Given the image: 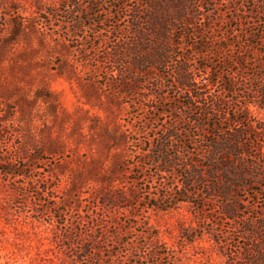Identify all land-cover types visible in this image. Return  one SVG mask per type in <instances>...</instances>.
<instances>
[{
  "label": "rangeland",
  "instance_id": "obj_1",
  "mask_svg": "<svg viewBox=\"0 0 264 264\" xmlns=\"http://www.w3.org/2000/svg\"><path fill=\"white\" fill-rule=\"evenodd\" d=\"M156 2L0 0V160L22 169L0 171V264H223L206 230L220 221L214 179L190 185L188 201L176 192L190 157L207 169L211 142L238 126L264 162V57L242 35L256 26L234 20L249 21L257 1L201 0L204 23L177 29L176 57L136 67L137 49L159 56L165 25L179 20L177 0ZM137 6L148 10L139 30ZM180 63L202 81L190 91L198 101L179 87ZM204 64L216 65L209 77ZM155 193L174 198L152 207ZM243 198L264 209L263 187ZM183 226L201 236L188 242Z\"/></svg>",
  "mask_w": 264,
  "mask_h": 264
},
{
  "label": "trees",
  "instance_id": "obj_2",
  "mask_svg": "<svg viewBox=\"0 0 264 264\" xmlns=\"http://www.w3.org/2000/svg\"><path fill=\"white\" fill-rule=\"evenodd\" d=\"M150 0H145L147 4ZM169 0H157V4L164 6L166 4L170 5ZM201 0H177V13L178 19L174 21L171 25H165V38L166 46H164L159 51V56L155 54L149 55L147 58V51H141L137 49L134 65L136 67H149V65H157L164 63L165 54L167 62L169 59L176 57L174 52L175 41L173 35L177 29L186 28L188 25L193 24L195 21H198L200 24H203V14L200 10ZM255 1V0H254ZM256 6L252 3V7L248 10H244L245 13L249 14L250 20L242 18L245 14H238L234 18L235 21H239L240 25L249 26L250 23L255 25V28L250 26L249 30H243L242 35L249 42V48L259 49L264 57V0H256ZM168 2V3H167ZM133 21L134 27L138 30L143 19L148 18V10L140 9L138 6L133 8ZM146 14V15H145ZM145 15V17H143ZM252 20L251 19H255ZM172 20V19H171ZM244 20V21H243ZM181 34V33H180ZM201 34V32H199ZM169 37H172L173 41L168 43ZM143 39V38H142ZM153 41V39L151 40ZM244 60V59H241ZM240 61V59H238ZM209 66L203 65L201 68L207 70ZM216 65L210 66V70L207 72L209 77L210 72L214 70ZM260 69L261 73L257 74V80L260 82V86L264 88V59L259 61L257 66ZM176 68L178 80L180 79L179 87L192 97L195 101H198L199 95L190 94L191 87L199 84L195 78L194 71L188 66H182L180 63ZM181 70V71H180ZM180 72L182 74L180 75ZM210 79V78H208ZM182 86V87H181ZM216 105L213 107L209 106L208 114H217L219 112V107L221 101H215ZM188 105H192L188 103ZM216 106V107H215ZM238 122L237 124H239ZM237 126V125H236ZM241 126H238L232 129L231 135L228 139H216L212 141L213 150L209 151L207 155V160L210 162L208 168H201L202 166L199 163V159H193L190 157V162L185 166V174L183 175L182 183L177 188L178 198L177 202L188 201L190 194L193 193L189 189L190 185L193 186L198 183H206L208 186L211 185L208 183V177L214 179L212 184V193L209 195H217L220 197V205L218 208L219 220L213 222L209 225L208 233L212 236L214 241L219 245L220 252L224 256L223 264H264V209L258 210L253 208L250 210L248 203L243 198L246 189L251 186L259 185L264 188V162H258L256 157H252L249 154V148L247 147L244 139H242L243 133L241 132ZM170 137L167 134L163 135L160 142V148L166 147V141ZM229 168H228V167ZM226 167L227 170H224ZM210 169L213 173L212 176H209ZM21 168L16 169L14 165L2 163L0 160V171L2 173H18L21 174ZM221 170L222 176L219 177L218 171ZM217 173V175H214ZM253 188V187H252ZM257 189V188H256ZM174 198L173 193H162L151 195L150 206L158 207L161 206L163 209L164 206L161 203H155L157 200H165L167 198ZM153 200V201H152ZM152 202V203H151ZM169 206V205H168ZM168 208V207H166ZM199 208L202 207L200 206ZM224 225L232 226V233H228L223 230ZM202 231H198L195 227L192 226H183L181 228L180 237H184L188 242H193L201 236ZM147 237L150 238L152 235L147 233ZM93 245H86L84 249L85 255L91 253ZM155 254H160L156 249L151 256ZM83 258H80L82 261ZM140 260V257H138ZM130 264H135L133 261Z\"/></svg>",
  "mask_w": 264,
  "mask_h": 264
}]
</instances>
